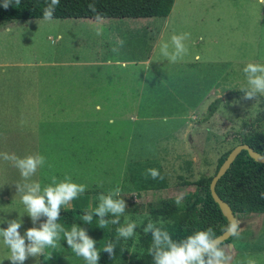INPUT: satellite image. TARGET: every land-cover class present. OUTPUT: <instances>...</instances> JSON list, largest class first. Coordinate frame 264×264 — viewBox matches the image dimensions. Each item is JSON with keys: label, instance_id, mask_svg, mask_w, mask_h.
<instances>
[{"label": "crops", "instance_id": "obj_1", "mask_svg": "<svg viewBox=\"0 0 264 264\" xmlns=\"http://www.w3.org/2000/svg\"><path fill=\"white\" fill-rule=\"evenodd\" d=\"M259 1L263 2V0ZM174 3L175 0L173 5ZM170 12L166 17L159 18H166L167 23ZM248 15L256 25L260 26L257 32L256 54L261 51L264 56V19H260L264 15L263 12L256 15L249 13L248 10L247 14L245 12L239 16L235 13L233 24L236 23V18L240 17L242 20ZM152 18L154 17H121L122 21H125L124 29H129L135 36L139 31L143 32V38H147L145 41L147 50L151 48L149 55L128 59L106 58L71 64L69 72L60 69L62 63L54 69L61 72H53L50 78L42 79L39 76L35 78L32 88L36 95L33 147L42 145L47 151L58 150L57 153H48L44 156L46 163L38 169L37 180L42 189L51 184L53 176L56 177L57 182L70 177L73 182L87 185L85 194L90 197V208H95L99 202L98 195L101 192L107 194L117 185L121 187L122 192L127 190L141 192L193 184L200 177L214 172L215 168L212 173L195 174L194 167L198 161L201 162V155L205 154V150H211L216 146L215 143L219 142V135L222 133L220 130L226 124L230 123L236 131H242L248 136L264 133V120L243 127V124L249 121L242 117L241 108L248 104V101L242 99V95L223 100L204 122L196 120L203 115L205 106L214 98L231 91L230 89L238 90L246 87L243 67L248 62L264 63V57L254 55L250 58L234 59L233 75L231 76L227 70L224 71L214 82H210L209 88L203 92L205 88L202 85L209 80H206L205 75L193 77L190 70L176 73L174 68L170 70L168 65L159 59L153 62L151 52L156 48V39L158 40L155 30L158 23ZM71 19L99 20L97 24L106 27L111 34L107 43L111 47L110 50L115 46L114 42L120 38L118 34V39H115L111 28L117 24L111 22L109 18ZM235 37L234 31V42ZM249 38L253 37L248 34L243 35L242 42ZM194 57L199 58V55L196 54ZM185 64L189 68L192 65V63ZM73 67H78L79 71L72 73ZM160 71L162 73L158 76ZM166 75H170L171 80L174 82L176 80L177 84L184 85L186 95L202 96L203 94V97L197 96L191 99L198 102L207 101L200 107L201 112L191 110L190 117L189 113L188 115L184 113L185 116L175 113V118L171 119L166 115L159 116L154 113V108L159 105L151 107L153 102L147 97V90L151 89L149 83L154 81L162 83ZM156 77L158 78L155 79ZM171 80L165 83L171 86L173 83ZM223 81L224 83L233 81L234 84L232 83L230 88H224L221 85ZM30 97L28 88L25 94L20 92L0 95V111L6 118L24 114L26 117L29 113ZM174 100L181 102L186 99L171 97L170 101ZM41 101L52 103L46 105ZM169 109L173 110L171 107ZM1 134L5 142L11 144L15 142L23 149H29L32 133L29 122L25 123L24 119L21 127L15 130L9 128ZM147 150H151L150 153ZM149 168L159 170L163 179L146 178L145 173ZM188 193L190 190L186 191L184 196ZM149 219L151 218L148 215L140 229ZM123 223L121 220V224ZM123 244L126 247L124 239ZM227 244L223 247L232 257L236 254V250L232 242ZM126 255L129 257L128 253Z\"/></svg>", "mask_w": 264, "mask_h": 264}, {"label": "rangeland", "instance_id": "obj_2", "mask_svg": "<svg viewBox=\"0 0 264 264\" xmlns=\"http://www.w3.org/2000/svg\"><path fill=\"white\" fill-rule=\"evenodd\" d=\"M263 2L259 0H175L167 23L166 18H152L158 23L155 29L158 40L156 39V48H153L151 52L153 62L159 59L165 62L169 69L174 68L176 73L190 70L193 77L205 75L206 80H209L202 85L205 88L202 91H206L210 82H214L224 71L227 70L231 76L233 75L234 59L250 58L254 55L264 57L261 51L256 54L258 48L257 32L260 26L256 25L249 15L242 20L240 17L236 18V23L233 24L235 13L239 16L245 12L247 14L249 10V13L252 12V14L258 15L261 11L264 14ZM262 18L264 19V15L260 19ZM109 20L117 24L111 28L115 39H118L117 35L120 34L119 40L124 41L118 52L110 50L111 47L107 43L111 34L106 27L97 24L99 22L97 19L51 18L46 20L44 18H31L0 22V95L6 96L20 92L25 94L27 88L31 95L29 113L26 117L24 114L23 116L6 118L0 111V153H15L17 156L23 157L37 153L46 156L48 153L58 152L57 149H48L47 151L42 145L33 147L35 138L33 123H36L34 98L36 95L32 88L36 77L39 76L42 79L52 77L53 72H61L54 69L62 63L60 69L66 70L63 72H69L71 64L76 65L106 58L122 57L128 59L149 55L151 48L147 50V42H145L147 38H143V32L139 31V34L135 36L132 31L123 28V23H125L122 21L123 19L109 18ZM97 28L102 30L101 36L96 35ZM233 28L236 34L235 42L233 40ZM185 32L191 34L190 39L185 42L188 47V54L176 63H169L166 58L160 55L158 45L161 42L169 41L173 34ZM246 34L253 38L242 42V36ZM114 43L116 46V42ZM148 47H150L149 44ZM196 54L199 55V58L194 57ZM183 61L192 63L190 68ZM77 71L79 68L73 67L72 73ZM161 73L162 71L159 72L158 76ZM170 80L171 76L166 75L162 83L154 80V82L149 83L151 89L147 90V97L153 102L151 107L159 105L154 108V113L159 116L166 115L171 119L175 118V113H179V116H185L184 113L188 115L191 110L201 112L200 107L207 101L198 102L191 101V99L197 96L203 97V94L202 96L198 94L188 96L185 93V86L177 84L176 80L175 82L171 80L173 82L171 86L165 83H169ZM232 83L233 81L226 83L223 81L221 85L224 88H230ZM230 90L232 91V89ZM174 96L186 100L171 102L170 99L171 97L174 99ZM41 103L48 105L52 102L41 101ZM207 106H205L203 115L196 119L198 122L205 121L203 118L206 115ZM170 107L173 110H170ZM262 110L263 108L257 99L248 101L247 106L241 108L242 117L244 120L250 121ZM190 115L191 113H189V117ZM22 119L25 123L29 122L31 128L32 139L29 149H23L15 142L11 144L2 139L1 132L9 128L15 130V128L21 127ZM234 119L233 116V122ZM220 133L219 142L215 143L216 146L212 147L211 150H205V154L201 155V162L198 161L199 163L195 164V174L197 172L200 174L212 173L218 157L238 143L239 131H236L234 126L232 128L230 123L226 124ZM150 151L147 150L148 153ZM37 176L38 172L33 179L37 180ZM18 182H21L18 170L9 162L0 159V228L6 227L8 220L16 219L22 222L20 232L23 234L27 228L34 225L25 213L19 195L16 194L15 184ZM194 189L193 184H186L185 186H169L157 191L127 190L121 192V198L125 199L128 206L125 216L138 223L135 236L124 240L129 257L136 253L142 254L144 251L138 237L144 219L148 216L147 204L159 199L175 200L177 195H183L185 198L184 193L188 190L193 193ZM121 220L124 222V217H121ZM157 221L163 220L158 219ZM239 221L241 222L240 236L238 238L233 237L231 240L236 254L231 257L230 264H247L249 259L254 260L255 264H264V213L249 215L244 220ZM35 226L39 227V221ZM8 254V250L0 238V264H11L6 258ZM127 261L124 262L121 258L116 264H128ZM25 264H39V257H30L25 261Z\"/></svg>", "mask_w": 264, "mask_h": 264}, {"label": "clouds", "instance_id": "obj_3", "mask_svg": "<svg viewBox=\"0 0 264 264\" xmlns=\"http://www.w3.org/2000/svg\"><path fill=\"white\" fill-rule=\"evenodd\" d=\"M20 4V0H3L2 6L8 8L10 4ZM60 0H48L43 10V18H53ZM88 8L96 13L95 3H89ZM98 16V14H97ZM99 18V17H98ZM96 35L101 36L102 30L96 29ZM191 37L190 33L173 34L169 41L161 42L160 55L169 63H176L188 54L186 41ZM124 41H116L112 47L113 52H118ZM247 86L241 88L242 99L253 101L258 97H264V63L248 62L242 69ZM110 123L114 121H109ZM0 159L9 162L18 170L21 182L15 184L16 194L24 206L25 213L32 221L33 227L27 228L23 234L20 229L22 222L16 219L7 221V226L0 228V238L8 250L7 259L11 264H25L30 257H40L46 248L55 249L63 239L68 248L85 264H99L100 252L107 253L109 257L115 255V243L122 238L128 240L136 234L138 223L125 216L127 203L121 198L122 189L119 185L111 189L107 194L101 192L98 195V205L84 212L79 217L87 224L93 223L94 215L97 217V226L105 229L109 224L118 225L116 228V242L109 241L102 249H98L96 241L88 234L86 228L73 224L65 228L59 223L61 210L70 209L72 201L79 199L87 191V185L73 182L70 177L57 182L55 176L51 178V184L41 188L37 175L38 169L44 166L46 158L40 154H30L23 157L15 153H0ZM146 178L163 179L159 170L149 168L146 170ZM264 199V192L260 193ZM183 195H177L175 203L180 206ZM111 216L112 219L107 217ZM44 218L39 227L38 221ZM121 217L124 223L121 224ZM241 222L233 217L228 223L221 226L222 234L230 237L240 236ZM143 233L151 236V245L148 255L152 258V264H230L231 256L225 250L222 236L215 234L213 227L196 230L180 240H174L172 234L164 227L163 221L151 219L143 226ZM247 264H255L249 259Z\"/></svg>", "mask_w": 264, "mask_h": 264}, {"label": "trees", "instance_id": "obj_4", "mask_svg": "<svg viewBox=\"0 0 264 264\" xmlns=\"http://www.w3.org/2000/svg\"><path fill=\"white\" fill-rule=\"evenodd\" d=\"M92 2L95 3L96 13L88 8L89 3ZM173 2L174 0H60L53 18L166 17ZM2 3L3 0H0V22H9L43 18V10L48 0H20L19 5L13 2L8 8H4ZM237 95H242L240 89L232 90L214 99L208 105L203 119L207 120L216 111L221 101ZM257 99L263 110L251 121L244 123V128L264 120V97ZM239 143L248 144L264 157V133L248 136L240 131L237 144ZM229 150L219 156L213 174L202 176L193 182L195 190L185 196L180 206H177L173 199H160L147 204L146 212L149 217L154 220H163L164 227L172 234L174 240H180L196 230L206 229L209 226L213 227L216 235L222 233L221 226L226 225L228 220L218 203L212 198L209 184ZM215 192L228 203L238 220H244L249 215L264 213V199L260 196V193L264 192V163L254 160L246 150H242L217 180ZM90 209V197L84 194L72 201L70 209L61 210L59 223L65 228H70L73 224L86 228L88 234L97 242L98 249H102L109 241L116 242L118 225L109 224L107 228L101 229L96 224L95 215L92 224L79 219ZM107 218L112 219L111 216ZM43 219L42 217L39 223ZM138 239L144 249L142 254L136 253L128 257L126 255L128 249L121 238L115 243L113 257H109L103 251L100 252L99 264H116L121 258L124 262L128 260V264H152V258L148 255V248L152 242L151 236L145 235L142 228ZM232 239L233 237H229L223 241V245L231 242ZM39 264H85V262L77 257L62 239L57 248L44 250L43 255L39 257Z\"/></svg>", "mask_w": 264, "mask_h": 264}, {"label": "water", "instance_id": "obj_5", "mask_svg": "<svg viewBox=\"0 0 264 264\" xmlns=\"http://www.w3.org/2000/svg\"><path fill=\"white\" fill-rule=\"evenodd\" d=\"M242 150H246L249 156L252 157L254 160L264 163V157L261 154H259L257 151H255L253 148H251L248 144L246 143L236 144L234 147H232L229 150L227 156L225 157L223 162L220 164L215 174L212 176L210 184H209L212 198L214 199L215 202L218 203L222 213L224 214V216H226L227 220L235 217V215L233 214L231 207L228 205V203L222 200L215 192V184L217 180L226 172V170L229 168L233 160ZM225 235L226 234L221 233L218 236H222L223 241H225L226 239L230 237V236H225Z\"/></svg>", "mask_w": 264, "mask_h": 264}]
</instances>
